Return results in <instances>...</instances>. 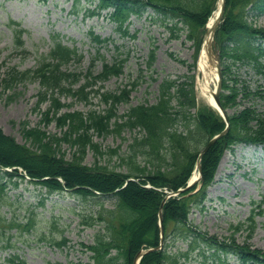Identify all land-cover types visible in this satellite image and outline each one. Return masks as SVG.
<instances>
[{
    "label": "trees",
    "instance_id": "trees-1",
    "mask_svg": "<svg viewBox=\"0 0 264 264\" xmlns=\"http://www.w3.org/2000/svg\"><path fill=\"white\" fill-rule=\"evenodd\" d=\"M218 0H98L96 9L90 15L100 14L103 10L110 12L109 16L121 29L132 14L138 13L145 6H151L157 11L171 15L178 22L188 27V38L193 40L198 55L203 39L204 26ZM264 10V0H226L223 21L217 30V42L223 58L233 62L248 64L259 74H264V27H256L249 20L251 8ZM14 44L23 54L28 50L23 38L26 29L19 21L12 20ZM176 25V24H175ZM127 34V30H124ZM98 43L109 40L91 31ZM233 42L234 45H230ZM0 48V52H1ZM92 57L86 72L69 70L73 61L81 62L83 54L78 47L70 46L55 37V41L47 53H42L35 65L29 68H19L0 61L2 92L6 103L15 100L19 92V84L39 81L40 90L36 94V107L49 103L43 112L41 122L46 126L56 122L63 130L61 135L49 133L41 126L31 127L26 120L21 122L24 137L31 145L20 143L12 135L6 134L0 127V171L2 166L15 167L13 171H3L4 176L11 179L14 175L25 178L19 167L40 183L48 193L73 189L82 196L94 195L95 190L101 194H111L116 197L113 208L108 210L106 218V233L98 232L91 244H85L92 252L94 264H133L134 257L143 248L155 247L160 243L161 228L159 225V208L166 195L164 189L177 190L186 186L194 169L202 146L211 137L226 127L223 117L209 106L198 107L193 75H185L184 79L165 78L159 85V98L151 104H137L121 117L116 118L118 103L129 102L134 88L124 86L118 91L101 90L103 83L112 76L123 73L126 58L109 63L103 62L102 69L95 72L97 59ZM151 54V62L154 60ZM231 73L230 66L225 67L223 74ZM227 77V76H226ZM223 78V87L228 90L221 93V104L225 110L238 107L241 92L243 98L260 95L264 97V89L252 91L240 83L238 76ZM233 84H231V82ZM91 92L109 104L105 111L90 110L84 113L80 110L58 112L65 107L63 97H76L86 102H92ZM175 102V103H174ZM196 109V114L192 112ZM229 130L214 142L204 153L202 177L198 184L199 190L190 193L192 189L179 195L171 196L163 206V226L165 247L151 251L143 256L140 264H191V254L198 250L203 256V264H264V248L254 247L250 243L256 230V215L252 209L245 222L232 225V233L218 238L201 232L198 227L189 224V216L193 207H200L207 198V188L213 183L219 162L226 149H231L238 143H253L264 146V113L256 108L245 106L239 111L228 113ZM139 127L143 131L141 139L131 144L132 153L128 155L129 170L127 172L110 170L102 166H89L84 163L89 149L95 153H103L100 143L94 141L93 134L103 136L109 133H121L125 128ZM93 132V133H92ZM70 143L76 146L71 158L62 151V144ZM136 146V148L134 147ZM134 149V150H133ZM116 152V149H112ZM145 158V163L139 162L138 156ZM152 165L154 169L148 166ZM136 177L139 181L127 178ZM151 183L153 187H146ZM17 184V183H16ZM6 182H0V207L9 200L6 193ZM158 188H162L159 190ZM102 218V217H101ZM4 218L0 216V224ZM9 225H0V231L5 234V228L22 226L16 221ZM32 224V219L26 227ZM6 226V227H5ZM246 229L245 239L239 243L235 234ZM169 238L189 241L187 250L172 253L167 251ZM63 242H58L59 245ZM204 243L206 247H201ZM209 252V253H207ZM235 256L236 262L231 263L229 256ZM7 264H27L18 254L7 259Z\"/></svg>",
    "mask_w": 264,
    "mask_h": 264
},
{
    "label": "rangeland",
    "instance_id": "rangeland-1",
    "mask_svg": "<svg viewBox=\"0 0 264 264\" xmlns=\"http://www.w3.org/2000/svg\"><path fill=\"white\" fill-rule=\"evenodd\" d=\"M97 3L98 0H0V61L22 69L32 67L42 53L50 50L55 37L78 47L83 54L81 62L73 61L68 65L69 70L86 72L92 57L98 55L102 56L97 59L95 72L102 69L104 61L112 63L126 58L123 73L95 86L96 89L102 86L101 90L108 91L134 86L130 101L118 103V116L112 118V122L116 119L122 121L121 115L134 105L156 102L159 85L168 77L184 79L185 75H193L198 107H211L200 90L198 77L196 79L199 54L196 56L195 43L188 38L189 30L184 23L169 14L143 6L120 29L110 18L108 10L90 15ZM12 20L20 21L26 29L23 38L30 51L28 54H23L14 44ZM249 20L256 27H264V10L251 8ZM91 31L110 40L98 43ZM230 45H234L233 42ZM152 52L155 56L150 64ZM225 64L230 66L231 73L224 77L238 76L241 83L245 81L251 90L264 89V75L256 74L249 66L232 64L230 58L223 61V68ZM3 75L1 72L0 92ZM40 87L39 81L19 84L16 91L21 92L10 103H6L5 95L0 96V127L20 143L31 145L22 132L23 120L31 127L41 126L58 135L66 129L58 127L56 122L47 126L41 122L49 103L36 107V94ZM90 95L92 102L72 96L63 97L66 105L58 114L73 110L88 113L92 109L102 112L109 107L95 92ZM244 106L264 113V97L259 94L246 97L237 108L230 107L228 111L233 113ZM192 112L196 114L195 109ZM142 135L139 127L103 136L93 134L94 141L100 143L104 152L95 153L89 149L84 163L115 171H130L128 155L132 153L131 144L136 139L140 140ZM76 148L70 143L62 144V151L68 158ZM137 160L145 163L142 155ZM148 167L154 169L152 165ZM0 182L7 183L9 197L7 204L0 207V216L4 218L0 225L8 226L10 221L23 224L5 228L2 235L3 229L0 231V264H7V258L13 254H19L28 264H94L92 253L84 244L93 243L98 232L106 233L105 217L108 210L114 207L116 197L111 194L82 196L74 193L73 189L48 193L42 184L30 181L27 176L14 175L10 179L4 176L3 171H0ZM252 209L256 213L262 209L263 213L256 215L257 227L250 243L264 248V147L240 143L223 153L215 180L207 189V199L200 207H193L189 224L221 239L233 232L232 225L245 222ZM30 219L32 224L26 227ZM246 234V229L239 230L235 234L236 241L241 243ZM64 240V244H58ZM167 242L170 243L167 250L172 253L185 251L189 245L188 240L182 239L169 238ZM201 247L206 245L202 243ZM229 261L235 263L236 257L230 255ZM188 263L203 264V256L195 250Z\"/></svg>",
    "mask_w": 264,
    "mask_h": 264
},
{
    "label": "water",
    "instance_id": "water-1",
    "mask_svg": "<svg viewBox=\"0 0 264 264\" xmlns=\"http://www.w3.org/2000/svg\"><path fill=\"white\" fill-rule=\"evenodd\" d=\"M225 2L226 0H219V4H220V9H219V15H218V18L216 19L215 23L213 24V26L210 28V27H207L206 28V32H205V38L207 39V36L209 34V30L212 32V36L214 37L215 35V31H216V28L217 26L219 25L221 19H222V16H223V12L225 10ZM206 46L207 50H208V53H209V56H213L216 58V68H217V73H218V84H217V87L213 93V96H214V105L215 107L221 112V114L223 115L224 119L226 120L227 122V125L225 127V129H223L220 133H218L217 135L213 136L208 144L205 146L204 149L201 150V152L199 153L198 155V158H197V161H196V166L198 167L199 169V174L201 175V159H202V156L204 155V153L209 149V147L214 143L216 142L219 138H221L222 136H224L227 132H228V129H229V118H228V114L227 112L224 110V108L222 107L221 105V101H220V92L222 90V71H221V58H220V54L219 52H216L215 54H213V49H212V43L210 42L209 45L204 44V47ZM199 176L190 180V182L188 183V185L184 188H179L177 190H171V191H168L167 194L165 195V197L163 198L162 202H161V205H160V209H159V215H160V225H161V228H162V231H161V242H160V245L157 246V247H151L149 249H142L140 250L136 256H135V259H134V263L133 264H139V261L140 259L143 257L144 254L152 251V250H156V249H160L163 247V243H164V230H163V213H162V208L166 202V200L170 197V196H174V195H178L180 193H182L183 191L185 190H188L189 188H191L193 185L196 184L197 180H199ZM130 179H134V178H129L128 180ZM147 187H151V185H146Z\"/></svg>",
    "mask_w": 264,
    "mask_h": 264
},
{
    "label": "bare ground",
    "instance_id": "bare-ground-1",
    "mask_svg": "<svg viewBox=\"0 0 264 264\" xmlns=\"http://www.w3.org/2000/svg\"><path fill=\"white\" fill-rule=\"evenodd\" d=\"M220 9V4L218 5L217 9L214 11L212 16H210L208 21V26L211 28L213 24L215 23L218 13ZM209 36L207 37V45L212 43V32L209 30ZM206 49V48H205ZM215 58L209 57L207 54V51H204L200 53L198 58V66H197V73H198V83L200 85V90L202 94L206 97L209 103H212L214 105V96L213 93L217 86V80H218V73ZM198 172H195L193 174V178L197 176Z\"/></svg>",
    "mask_w": 264,
    "mask_h": 264
}]
</instances>
